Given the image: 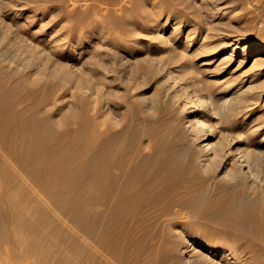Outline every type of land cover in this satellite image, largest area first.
I'll return each mask as SVG.
<instances>
[{
	"label": "rangeland",
	"instance_id": "rangeland-1",
	"mask_svg": "<svg viewBox=\"0 0 264 264\" xmlns=\"http://www.w3.org/2000/svg\"><path fill=\"white\" fill-rule=\"evenodd\" d=\"M2 95L6 98L0 97V116L26 109L33 116L47 117L54 132L71 121L70 129L80 121L105 128L130 117L134 108L143 109L142 118H164L172 140L190 138L185 152L195 158L204 143L196 121L205 115L208 140L215 147L209 149L214 151L211 160L201 167L206 179H197L199 190L193 196L198 198L190 195L197 203L186 209L174 207L170 216L179 221L170 226L167 221L153 224L144 247L131 245L125 260L264 264V243L259 238L264 233V0H0ZM79 139L74 142L81 144L83 138ZM2 162L6 161L0 157V217L25 218L14 226L20 241L34 244L51 237L50 248L59 244L68 249V256L77 243L81 249H74L73 259L87 260L88 251H94L91 240L45 200L34 197L15 165L11 170L7 163L8 170ZM66 184L53 193L63 191L60 203L69 209L67 197L73 190ZM206 189L205 203L200 196ZM178 194L173 199H188L182 189ZM21 203L23 213L17 209ZM196 222H203L196 232L207 239L230 245L234 237L238 239L234 254L196 241L186 232L187 223ZM11 231L0 225V260L7 247L3 238ZM247 241L250 247L244 250ZM46 253L27 254L22 260L26 253L14 251L7 257L13 258L12 264H38ZM97 253V259L105 257L98 259L100 264L106 260L117 264Z\"/></svg>",
	"mask_w": 264,
	"mask_h": 264
},
{
	"label": "bare ground",
	"instance_id": "bare-ground-1",
	"mask_svg": "<svg viewBox=\"0 0 264 264\" xmlns=\"http://www.w3.org/2000/svg\"><path fill=\"white\" fill-rule=\"evenodd\" d=\"M6 102L4 103L7 104ZM12 109L14 108L10 107V110ZM142 110L134 108L130 117L124 116L118 124L110 123L105 128H100L96 124L84 125L87 122L81 123L80 121V125H75L76 127L70 129V124H72L70 120V124L63 123L65 125L64 127L62 126V131L60 129L56 132L52 130L53 124L46 119L47 117L42 119L40 116H33L26 109L20 110L15 115L7 113L11 114V117H6L3 115L4 113L1 114L0 133L3 135V132H5L3 135L5 137L1 136L0 138L2 139L0 153H3L4 158L2 155L0 157L3 161H6L1 164L4 163L8 170H12V167L15 165L14 171L19 169L17 172L21 171L23 173L24 178L21 174H19V178L25 179L23 183L27 184L33 192V196L45 200L46 204H50L55 209L53 212H58L64 218L71 221L74 228L77 229L76 231H79V233L90 239L91 241H89L94 247L92 253L88 251V257L90 256L88 259L85 255L87 260H82L83 258H76V260L72 257L75 253L74 249L78 248L76 242V247L73 250H69L70 253L72 251V256L71 254L68 256L66 251L68 249L62 248L59 244L55 243L57 248L51 249L50 241H47L51 237H45V241H43V237L41 242L27 244L20 241L18 238L19 233L14 228L18 222H23L25 218L20 217L19 214H17L19 218L11 214L10 217L5 215L4 218L0 217V225L6 224V226L12 228L11 233H7L8 235L3 238L7 245L4 249L6 257L10 253L13 254L14 251H22V253L24 251L26 253L24 255H37V257H41L42 255L38 256V254H42V252H49L50 255L46 253L37 263L100 264L98 259L101 261L105 257L101 259L99 256L97 259V252L99 251L105 254V256H109L114 263L129 264L128 260H125L127 258L124 254L131 252V245L132 247H142L145 244L144 242H146L147 237L152 235L153 227H155L153 224L167 221V225H173L179 221L176 217L170 216L173 213L174 207L186 209L197 203L195 202V198L193 199V197L198 198L196 194L193 196L197 188V179L205 178L201 173L204 167H201L206 161L211 160L213 156H209L214 151L210 150L215 147V144L211 140H208L210 136L206 131L205 115L196 121L197 125L195 128L196 130L198 129V133L201 131V140L204 141L202 146L198 148L199 151L197 150L199 153L196 159L194 155L188 153L189 151L185 152V149L188 147L187 141L190 139L189 137V139L185 140L186 142L182 139L183 136L172 140L171 126L169 127L168 123L163 120L164 118H161V120L156 119V117L154 118L156 120H153V118H142L144 116L143 114L141 117ZM7 126L11 128L10 131L8 129L9 132L4 131ZM84 127L87 128L86 131ZM195 128L193 126V129ZM79 138H83L85 141H82V139L81 144H78ZM145 138L149 139V142L143 143L142 141ZM75 139L78 140L77 143L74 142ZM67 158H69V161L66 162ZM7 163L11 166L7 165ZM86 164L87 168H85ZM9 166L11 167L10 169ZM64 184L67 187L70 184L69 187L71 186L73 190H71L72 192L67 197L70 199V202H68L71 209L61 206L63 203H60V199L65 195L63 191L60 192L59 190V193H53L55 187H59V185L62 187ZM207 185L208 187L206 188H209V184ZM218 185H215V187H220ZM181 189L188 196V199L184 198V201L175 200V195L180 193ZM209 189L212 191L211 188ZM215 190L217 188L213 190L214 193ZM206 191L207 189L204 194L200 193L203 194L200 197L204 201L208 195ZM191 194L192 198H190ZM178 195L180 196V194ZM210 196L215 198L214 196L216 195ZM171 197L172 200L168 201V198L170 199ZM209 204H211L212 210L215 211V203L214 205L213 202ZM24 207L25 204L21 203L17 209L23 213ZM202 211L204 212V210ZM167 216L170 217L164 220L161 219ZM261 224L264 229V218L261 219ZM202 227L203 222L187 223L188 230L186 232L192 235L196 241L205 243L209 249L214 248L216 250L219 247H225L231 254L232 249L238 247V243L236 242L239 240H236L235 237L232 242L229 240L233 243L231 245L230 243H221L207 239L203 233L199 234L196 232L197 229ZM155 233V235L161 237L165 235L162 231L160 233L156 231ZM259 238L264 243V233ZM249 247L250 244L247 241L244 250H247ZM28 255L22 256V260L25 257L28 258ZM5 256H2L0 264H12L13 258H5ZM148 260L150 261H147V264L153 263L152 258ZM106 262L107 260L104 264H108Z\"/></svg>",
	"mask_w": 264,
	"mask_h": 264
}]
</instances>
